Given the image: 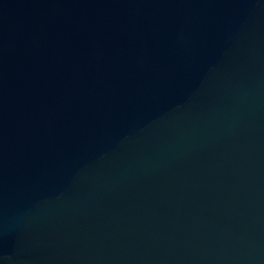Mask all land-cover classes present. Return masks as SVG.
Listing matches in <instances>:
<instances>
[{
    "label": "water",
    "instance_id": "obj_1",
    "mask_svg": "<svg viewBox=\"0 0 264 264\" xmlns=\"http://www.w3.org/2000/svg\"><path fill=\"white\" fill-rule=\"evenodd\" d=\"M0 264H264V0H0Z\"/></svg>",
    "mask_w": 264,
    "mask_h": 264
}]
</instances>
